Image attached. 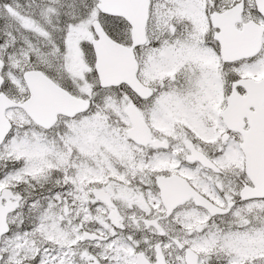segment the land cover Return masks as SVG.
<instances>
[{
	"label": "snow or ice",
	"instance_id": "6c2138e0",
	"mask_svg": "<svg viewBox=\"0 0 264 264\" xmlns=\"http://www.w3.org/2000/svg\"><path fill=\"white\" fill-rule=\"evenodd\" d=\"M0 264H264V0H0Z\"/></svg>",
	"mask_w": 264,
	"mask_h": 264
}]
</instances>
